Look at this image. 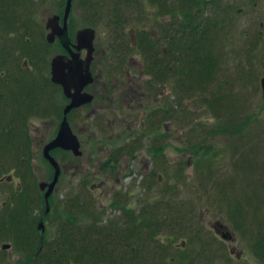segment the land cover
<instances>
[{"label": "trees", "instance_id": "16d2710c", "mask_svg": "<svg viewBox=\"0 0 264 264\" xmlns=\"http://www.w3.org/2000/svg\"><path fill=\"white\" fill-rule=\"evenodd\" d=\"M179 1L181 8L177 10L174 9V4H170V0H156L160 5L162 3L165 9L163 14L157 13L156 15H161L162 18L169 17L166 23L171 29L180 30V40L173 36L167 39L165 44L168 52L161 51L162 58L158 52L159 47L162 48L159 45L160 38L158 36L154 37L150 34L147 42L149 44L139 45L136 49L140 51L139 53L144 54L145 69L147 68L146 72L150 73L149 85L154 86L157 82L163 86L171 87L172 93L177 94L178 98L179 95L180 98L185 96L197 98L196 91H207V85L212 84L214 76L217 75V64L221 63V57L225 55H221L222 50L221 47L218 48L219 43L226 45L222 36H228L232 32V18L235 12L240 11V7L234 0ZM114 2V6L118 8L124 1L115 0ZM168 5L172 7L169 8ZM131 22L140 23L136 20ZM175 47H179L176 52ZM234 53L244 56V62H237L242 73H235L234 76H229L227 79L230 78L242 84L246 90L243 88L244 90L233 93V96L229 98V103L225 101L227 99L223 93L218 94L213 89L208 90L209 96L208 98L205 97L206 104L214 110L213 116L217 124L211 129L213 133L242 134L246 124H250L252 118L257 115L251 110L245 111L246 107L248 108L246 106L243 109L245 117H242L243 113L240 116V110L236 104L241 98L247 99L245 95L250 87L253 90L262 89L260 76L264 75V37L261 31H257V34L253 35L245 46L234 49ZM224 69L226 70L227 66H224ZM176 99V97L170 99L166 96L159 100L163 102V106L159 110L149 113L150 119L166 121L165 118L175 117L178 121L181 113L179 109L175 108L174 101ZM220 109L223 110L222 113ZM260 109L262 110L263 107L261 106ZM188 110L186 108V112ZM163 117L165 118L163 119ZM142 122L141 131L144 137L146 135L152 137V131L156 130L154 135L156 133L157 135L152 137V145H147V151L149 155L152 154V159L159 164L161 162L156 157L165 156L167 149L174 144L170 141L171 135L169 132L162 133V127L156 126L157 124L152 123L148 118L147 121L142 119ZM5 130L6 128L0 136V168L4 165L9 169L14 165L15 157L19 159L20 164L24 159H22L20 150L17 149L18 146H21L16 140L17 137L13 136L15 130L7 128L6 134ZM135 144H128L129 150H134ZM212 145L215 144L203 147L200 141H197L191 144L189 148L187 147L191 150L190 152L194 153L196 168L205 165L213 172L209 160L215 158L218 152L216 146ZM187 148L180 147V150ZM232 150L235 152V147ZM118 152L116 151V153ZM112 161L116 162L108 158L103 161L102 166L109 167L110 171H114L116 164ZM186 166L187 163L182 161L179 165L172 167L177 168L176 171L172 168L163 167L151 169L147 175V179L151 177L149 187L152 188L154 184H160L159 190L163 194L158 201L151 202V205L144 207L139 213L129 208L126 200L117 195L112 197L109 203L114 208L121 207L122 213L107 217L104 208L99 209L98 200L90 191H87L84 198H81L79 194H69L70 206L67 212H61L63 219L57 228V235L50 240L47 237L44 238V249L36 259L35 264L41 261L48 264H73V262L89 264L92 261L96 264H197L198 257L205 256L200 249H194L192 252L188 244L189 241L201 242L202 234H205L208 229L204 223H201V216L198 213L194 215L191 208H189L191 210L189 214L183 213L184 203L181 204L178 199L169 198L177 190V185L170 183L171 178L184 177L183 172ZM164 169L167 170L166 173ZM26 170L19 168L17 171L25 176ZM165 174H167V180L164 183L165 186L162 187V177H165ZM258 179L254 186H249L250 190H245L242 187L245 186L243 180H235L233 186L236 195L229 192H218L217 195L211 196V202L219 211L225 210L224 212L228 215L234 229L241 231L242 235L251 243L256 258L264 264V215L255 216L250 213L253 211H251V207L255 205L254 198L258 197L260 192L264 198V176ZM226 183L228 180L223 184L226 185ZM219 185L221 189L224 188L223 185ZM23 188L22 192L29 195L27 191L29 188L25 185ZM85 190H88V187ZM168 192L172 193L168 194ZM23 200L22 198L18 211L22 215V222H20V229L15 241L21 242V244L27 241L26 245L29 248L26 249L33 251L36 246L31 245V242L36 238L39 241V237L24 225V217L28 219L27 216L30 215L31 211ZM49 200L53 205L54 196L50 197ZM161 202L165 208L162 213L159 212L161 211ZM55 204L57 207L60 206L58 203ZM190 218H192V222ZM194 218L197 219V223H195ZM14 225L15 229L18 230L13 212L8 207L0 210V239L10 237V235L13 237L10 232L13 231ZM167 232L171 244L175 238L186 236L187 233L188 238L184 240L186 247L181 249L175 247L174 250H171L170 243H167V239L163 238ZM9 233L10 235H8ZM201 243L203 246L204 243ZM30 258L31 255L28 256L27 260L29 261ZM206 259L212 258L208 255Z\"/></svg>", "mask_w": 264, "mask_h": 264}, {"label": "rangeland", "instance_id": "374dc122", "mask_svg": "<svg viewBox=\"0 0 264 264\" xmlns=\"http://www.w3.org/2000/svg\"><path fill=\"white\" fill-rule=\"evenodd\" d=\"M138 1L129 0L128 3H126L128 6L126 5L125 8H127L128 13H122V7L116 8L113 4L108 5V8H102V3L100 2L99 10L101 14L105 13V19L103 22H105L108 18L112 20L115 16H117L115 21H118L119 18L122 20L123 18L119 16L124 17L128 15L130 16L128 18L139 21V24L142 25L146 23H148V25L149 23H153L152 19L147 22L143 21L145 18L142 16V8H137L139 4ZM234 1L239 5L240 11L235 12L234 17L232 18V32L228 36H222L226 45H224V43H219L218 48L221 47V55H225L221 57V63L217 64V75L214 76L213 83L207 85L208 90L213 89L218 94L223 93L227 99L225 100L227 103H229V98L233 96V93L239 92L243 88L246 90V87H243L242 84H239L230 78L229 80L227 79L229 76H234L235 73H242L238 63L242 61L244 62L245 59L243 55H235L234 49L245 46L246 43L250 41V38L257 34V31H261L264 37V0ZM89 2L95 5L96 3L98 4L99 0H89ZM85 5L86 3L81 6ZM112 5L113 8L111 9ZM148 7L150 8L149 2ZM83 9L85 10L86 8L84 7ZM99 10L97 9V11ZM97 11L93 13L95 14ZM155 17L158 19L162 18L161 15H156ZM157 21L158 20H156V22ZM125 25L136 26V24L131 21L126 22ZM104 35L105 34L103 32L102 36ZM223 45L224 47L222 49ZM224 66H227L226 70L224 69ZM128 67L131 69L130 75L132 79L130 81H127L128 78L124 77V73H121L118 77L123 78L120 79L121 81L119 80L117 86H114L113 84L110 85L112 75H108V77L104 75L102 77V81L105 80L109 83L106 88L105 85L100 87L101 93L105 94V90H110L112 93L109 92L110 94L107 93L106 96L102 97L103 102H101L100 109L97 110V115H95V117L92 116L88 119L84 118L82 122L85 124L87 123V126L80 127V125H76L74 127L83 142L81 148L84 156L81 157V162H83L84 167L82 168L84 171L81 173L80 177L77 178V173H74L73 169H66L67 174H65L62 180L59 178V186L53 193L55 202L51 206H53L55 210L58 209L59 211L67 212V209L70 206L69 194H79L81 198H84L87 195V190L85 189L88 187V189H94V191L89 189L93 195L96 191V195L99 200V209L101 210L102 208L100 207L105 204H110L109 202L111 201V197L114 198L117 194L115 192L116 188L120 187L123 192L131 191L134 193L137 198L135 204L138 209L140 207L139 204L141 203L138 198H146V201L151 200L152 203H155L160 199V197H162L163 194V192L159 190L160 184H154L152 188L149 187L150 183L147 179V175L150 173L151 169L153 170L162 167L170 169L173 166L179 165L180 162L185 161L187 166L184 167V177L171 178L170 183L173 185L176 184L177 190L174 191V193L168 192V194L172 193L169 198L178 199L181 204L184 203L185 206L183 213L189 214L191 211L189 208L192 210L195 209L193 214L195 215L198 213V215L201 216L200 221L201 223H204L209 232L207 236L214 233H221L214 230L216 225L219 226V224H222V226L224 225L223 229L228 227L231 228L232 234L234 235V239H230L229 243L225 241V243L228 244V247H231L230 250L227 248L220 249L218 252L221 253L217 254L207 251L208 254L210 253L209 256L212 259L207 260L206 257H208V255H205V257H198V263H196L263 264L258 258H256V255L252 250L251 243L248 242L247 238L242 235L241 231L234 229L228 215L224 212L225 210L222 209L223 212L219 211L214 206L213 202H211V196H215V194L217 195L218 192L223 191L236 195V191H234L235 189L233 186L235 180H243L245 186L242 187H244L245 190H250L249 186H254L258 182V178L264 176V99L262 89L257 88L253 90V88L250 87V90L245 95L247 99L241 98L236 104L240 110V116L246 106H248V108L246 107L245 111L249 112V110H251L257 114L252 118L253 120L250 124H246L242 134L232 135L222 132L213 133L211 132V129L216 127L217 124L216 119L213 116L214 110L206 104L207 100L205 97L207 96L208 98L209 96L208 90L199 92L196 91L195 95L197 98L187 96L180 98V95L178 98L177 94L172 93L173 89L167 85L163 86L157 82H155L154 86L149 85L148 79H150V73L146 72L147 68L145 69V62L142 64V74L136 66L128 64ZM122 81L128 82L130 90L126 91L123 89L128 88V85L122 84ZM134 82H139L140 84L142 82V89H139L138 91L134 88L131 89V84H134ZM166 96L170 99H173V97L177 98L174 101L176 105L175 108L179 109L181 116L178 121L175 117H169L168 119L163 117V119H166V127L164 126L162 133H166L169 130L168 132L171 135L170 141L174 144L167 149L165 156L159 155L156 157L161 163H156V160L152 159V154L149 155L145 147H138V149L133 152L135 157L129 156L126 153L125 155H121L118 162L112 161V163L116 164L114 171H110L109 167H98V164L101 161L103 162L109 158L106 154L107 150L112 149L108 155L113 153L112 151H119L118 153H123V149L120 145L129 149L128 144L137 142L136 139L138 138L136 134L130 132V130H134L135 132L141 130V123H143L141 119L142 115L159 110L163 106V102L159 100L164 99ZM134 97L136 98L135 103L132 104L134 101L132 99ZM261 106L263 107L262 110L260 109ZM91 108L92 107L89 106L86 110L88 111V109ZM186 108L187 110L189 109L187 112ZM222 111L223 110L220 109L221 113ZM242 117H245L244 113ZM74 118L75 117L73 116V119ZM102 119H104V121ZM26 128V126L22 127V131ZM154 131L156 130L152 131L153 136L157 135V133L154 135ZM140 137L142 140L144 139L143 141L145 145H152V137L149 135L144 137L143 134L140 135ZM197 141H200V144L203 147L215 144L212 146H216L218 155L209 160L211 161L209 164H212L211 169H213V172H211L208 167H205V165H202L200 168H196L194 153L190 152L191 150L188 148L191 144ZM20 145L21 147L18 146L17 149L21 152L23 150L22 147L24 146V143H20ZM180 147L188 148L186 150H180ZM233 147H235V152L232 150ZM93 151L98 155L96 159L92 157ZM56 159L59 161L58 158ZM23 162L28 163L29 167H27V169L29 171L34 170V166H32L33 161L26 159L23 160ZM36 163L39 165L41 163L40 169H36L38 172L37 178L46 179V165L43 164V168L41 167L43 162L40 157L37 158ZM19 165H21L20 162H18V166ZM2 167L3 171H0L2 172L0 173L1 176H6L9 171H11V173L13 172L11 168L8 169L7 166L4 167L3 165ZM47 168L51 170V173L53 172L52 165L48 164ZM166 169H164L165 173L167 171ZM172 169L176 171L177 168ZM15 174L17 173H14L13 175ZM203 174L205 177H202L204 176ZM83 179H87L88 183L86 184ZM162 179L163 181L161 182V186L163 187L165 186L164 183L167 180V174H165V177H162ZM227 180L228 183L224 185L223 183ZM142 181L147 182L146 184L150 188L149 193L147 194H143L142 192ZM157 183L159 182L157 181ZM7 184L8 182L4 181L0 184V202L5 198L4 188L7 187ZM219 184L223 185L224 188L221 189ZM11 185H14V181ZM28 192L35 193L36 197H39L38 190H28ZM253 202L255 205L251 207V211H253L250 213L255 216H263L264 198H262V192L259 193L258 197L254 198ZM55 203H58L60 206L57 207ZM109 207L110 205L107 207L108 209H104L105 216L111 217L112 215L119 213L118 210L114 211V207ZM162 210L165 211V208L161 202V211L159 212H164ZM139 211L140 210H136L137 213H139ZM36 212H38V210H36ZM45 218L49 225L47 230L50 240L52 237L57 235L58 227L53 224V222L56 223L57 221L55 222V218H50V215L48 216V214ZM190 220L192 222V218H190ZM194 220L195 223L198 222L197 219L194 218ZM8 235H10V233ZM203 235H206L202 234L201 237V242L204 243L207 237H204ZM163 238L167 239V243H170L168 232ZM187 238V233L186 236L175 238L174 242L172 244L170 243L171 250H174L175 247L179 249L184 248L186 243L184 240H187ZM4 242L11 244L10 247L5 250L2 248V244ZM26 242L27 241L23 244H21V242H16L15 238L11 237V235L10 237L0 239V264H8L10 260L16 262L18 256L22 257V262H20V264H26V260L23 259V256L31 255V253L27 251L30 249H26L29 248L26 245ZM201 242L198 241L193 244L194 242L189 241V248H201ZM40 244L41 242L40 240L38 241L37 238L31 242V245L36 246V248L38 247L37 250L39 249ZM43 246L44 242L42 247ZM41 250L42 249H40V251ZM1 253L5 254L6 259L1 258ZM3 260L7 261L3 262ZM73 264L76 263L73 262ZM89 264L96 263L92 261Z\"/></svg>", "mask_w": 264, "mask_h": 264}, {"label": "flooded vegetation", "instance_id": "af4514ba", "mask_svg": "<svg viewBox=\"0 0 264 264\" xmlns=\"http://www.w3.org/2000/svg\"><path fill=\"white\" fill-rule=\"evenodd\" d=\"M86 1L73 0L66 15L67 0H0V136L4 128H6L5 134L8 132L7 128H13L15 130L13 136L17 137L16 140L19 145L24 143L23 150L20 152L22 159L33 161L32 166H34L33 171L27 169L29 167L27 162H21V165L18 166L19 159L15 157L14 165L11 167L13 172H7L6 176L0 175V184L2 181L9 184L4 188L7 193H5V199L1 201L2 203L6 198L20 197L19 193H10L12 190L9 187L14 186L17 191H23L24 185L29 190H38V196L41 198L42 195L45 200L44 196L48 185L42 189L41 184H48V181L53 178L54 166L49 159H46L44 147L48 141L56 136L58 127H60L65 115V106L71 101V98L63 90L64 86L52 79L55 57L60 55L63 57L66 64V75L71 73L69 64L72 57H77V61L82 64L84 72L86 69L89 71L81 91L91 93L93 100L77 107L74 106L66 116L71 125L79 126L81 123L78 119H86V115L95 117L101 102H103L102 97L106 96L107 93H112L110 90H105V94L100 91L102 85H105L106 88L109 83L105 80L102 81L104 75L107 77L112 75L110 85L117 86L119 80L123 78L118 77L121 73H124V77L128 78L127 81L132 79L131 69L127 64L136 66L142 74L144 54L139 53L140 51L136 47L145 43L149 44L147 42L150 34L160 38L159 45L162 48L159 47L158 52L161 58L163 57L161 51L168 52L165 44L167 39L173 36L180 40V30L171 29L166 23L169 17L168 19L155 17L157 13L163 14L165 10L162 3L160 5L156 0H137L139 3L137 8H142V16L145 18L143 21L147 22L152 19L153 23H149V25L148 23L136 24V26L125 25L126 22L133 20L128 18L130 17L128 15L119 16L123 18L122 20L119 18L118 21H115L117 18L113 16L112 20L108 18L103 22L105 13L101 14L99 3H102V8H108V5L115 4V0H99L98 4L95 5L91 4L89 0ZM122 1H124L120 6L122 13H128L125 6H128L126 3L129 0ZM85 3V6H81ZM170 4L175 5L174 9L179 10L181 8L179 0H170ZM95 11L97 12L94 14ZM85 27H92L95 33L92 49L86 45L87 40L80 42L78 39L79 30ZM103 32L104 36H102ZM64 34L68 36L66 41L62 39ZM174 50L176 52L179 47H175ZM87 80L89 81L87 82ZM127 81H122V84L128 85V88H123L126 91L130 90ZM139 84V82H134L131 84V89L134 88L136 91L142 89V82ZM72 87V91H74L75 87ZM89 106L92 108L87 111L85 108ZM102 120L104 121V119ZM24 126L27 128L22 131ZM61 150L59 146H56V148L51 149V153L59 159L61 175L63 174L64 177L67 174V167L58 157ZM64 150L67 151V148ZM69 153L72 151L70 150ZM39 157L43 162L41 167L43 168V164L46 165V179L37 178L36 169H40L41 165V163L40 165L36 163ZM45 159L48 161L46 162ZM48 164L52 165V173L47 168ZM19 168L27 169L25 176L18 173ZM0 171H3V167L0 168ZM14 173L17 174L13 175ZM63 177L60 179L62 180ZM60 179L57 180L55 190L59 186ZM13 181L14 185H11ZM28 194L36 197L35 193L28 192ZM3 209L0 207V210ZM47 214L43 210H38V212H34L32 219L40 215L47 222L45 218ZM27 217L29 220L30 217ZM20 221L21 215L16 217L18 230L15 229L14 225L13 231L10 232L14 238L18 235ZM39 240L41 241V237ZM37 248L33 251L27 250L31 253L30 261L38 251ZM3 250L5 249L3 248ZM1 254V258L6 259L5 254ZM23 259L27 261L28 256H23ZM5 261L7 260H3V262ZM20 262H22V257L18 256L16 262L10 260L8 264H20ZM37 264L48 263L41 261Z\"/></svg>", "mask_w": 264, "mask_h": 264}, {"label": "bare ground", "instance_id": "6f19581e", "mask_svg": "<svg viewBox=\"0 0 264 264\" xmlns=\"http://www.w3.org/2000/svg\"><path fill=\"white\" fill-rule=\"evenodd\" d=\"M168 17V16H167ZM63 38H64V41H65V37L63 36ZM74 57H72V60H71V62H73L74 61ZM264 75H262V76H260L261 77V79H260V84H262V77H263ZM73 89V87L71 88V90ZM63 90H64V87H63ZM75 91V90H74ZM73 91V92H74ZM64 92H65V90H64ZM66 93V92H65ZM67 94V93H66ZM69 97L71 96V95H68ZM71 99H72V97H70ZM135 99L136 98H133L132 100H134L133 101V103L132 104H134L135 103ZM84 103V102H83ZM83 103H81V104H83ZM80 104V105H81ZM85 104V103H84ZM86 108H88V107H86ZM85 108V109H86ZM85 113V112H84ZM86 117V119H88V118H91L90 116H88V115H86L85 116ZM64 118V117H63ZM147 118L149 119V121H152V123H155V124H157L156 126H161L162 128V131L164 130L163 128H164V126L166 127V121H159V120H156V119H154V118H152V119H150V117H149V113H146V114H143L142 115V118L141 119H143L144 121L146 120L147 121ZM63 120V119H62ZM84 119H78V121L81 123L80 124V127H82V126H87L88 124L86 123H83L82 121H83ZM63 122V121H62ZM61 122V123H62ZM68 125H69V127H70V129H71V131H72V133L75 135V137L77 138V141L80 143V144H83V142H82V139H81V137H79L80 135L76 132V130H75V126L74 125H71L70 123H68ZM79 125V124H78ZM169 131V130H168ZM167 131V132H168ZM58 132L59 131H57V134L56 135H58ZM130 132H132V133H134V134H136V136H137V142H136V144H135V148H134V150H129V149H127L126 147H124L123 145H120V147L123 149V153H116L115 151H112L113 153H111L110 155H108L110 152H111V150L112 149H109V150H107L106 151V154H107V156H109V158H111V159H113V160H115L116 162H118V160H119V158L121 157V155L123 154V155H125L126 153L129 155V156H133V157H135V155H134V151H136L137 149H138V147H145L146 149H147V145H145V143H144V139L142 140V138L140 137V135H142V131L141 130H138V132L136 131H134V130H130ZM52 140H50V141H48L46 144H45V147L44 148H46V145L47 144H49V142H51ZM59 146V148L60 149H62L61 151H60V158H61V160H62V162L65 164V166L67 167V168H70V169H73L74 170V173H77V178L78 177H80V175H81V173L84 171L83 170V168L82 167H84V165H83V162H81L82 160H81V157H83L84 156V153H83V150H82V148H81V145H79V149L80 150H82V153H80V154H78L77 156H76V154L72 151V153H69L70 152V149H67V151H65L64 149H65V147H63V146H61V145H58ZM93 153V158L94 159H96L97 158V154H96V152H92ZM99 158V157H98ZM47 159V158H46ZM45 159V160H46ZM100 159V158H99ZM48 161V160H47ZM102 164H103V162L101 161L99 164H98V167H100V168H102ZM83 176V175H82ZM84 180V179H83ZM148 180H151V177H148ZM84 182L87 184L88 183V181H87V179H85L84 180ZM143 182V181H142ZM147 182H143V184L141 185V187H142V192H143V194H147V193H149V187L147 186V184H146ZM148 187V188H147ZM9 188H11V190L12 191H10V193H19L20 194V197L19 198H6V200L2 203V202H0V207H2V208H5V207H8V209L9 210H11L12 212H13V214H14V216L15 217H17V216H19V215H21L18 211H19V208H20V206H21V202H22V198L24 199L23 200V202H24V204H25V202H26V205H27V207H28V209L31 211L30 212V219L28 220L27 218H25L24 217V220H25V223H24V225L26 226V227H28L29 229H31L32 230V232L35 234V235H37L38 237H42L43 239L44 238H46L47 237V239H49V233H48V230H47V227H49V225H48V222H45V220L40 216V215H37L36 217H35V219H32V216H33V214H34V212L36 211V210H43V211H45V213L47 212L49 215H50V218H55V222L56 223H54L53 222V224L55 225V226H59V223L62 221V219H63V215L61 214V212L62 211H59L58 209H54V207L53 206H51V205H48L47 204V202L45 201V200H43L42 198H40V197H32V196H29V195H27V194H25L24 192H22V191H17L16 190V188L14 187V186H12V187H9ZM143 188H147V189H143ZM90 190H93L94 191V189H90ZM4 191H7V190H4ZM88 192H89V189L87 190ZM115 192L117 193L115 196H117V195H119V197L121 196V197H123L124 198V200H126V202H127V205H128V207L129 208H132L133 209V211H136V210H142L144 207L146 208V206H148L149 204L151 205V200L150 201H146V198H138L139 199V201L141 202L139 205H140V207L137 209L136 208V204H135V201H137V198H136V196L134 195V193L133 192H131V191H122L121 190V188L119 187V188H116V190H115ZM5 193H7V192H5ZM94 195L96 196V198H97V195H96V191L94 192ZM112 198V197H111ZM5 199V198H4ZM97 200H98V198H97ZM99 201V200H98ZM110 205V207L112 206L111 204H105V205H103L101 208H104V209H108L107 207ZM109 207V208H110ZM113 207V206H112ZM4 210V209H3ZM116 210H118L119 211V213H122V208L120 207V208H115V210L114 211H116ZM108 212H109V210H108ZM193 213H194V210H193ZM20 222H22V215H21V221ZM40 222H42V223H40ZM42 226L43 228H40L39 226ZM233 226V225H232ZM219 227V228H218ZM223 227H224V225L222 226V224H219V226H217L216 225V227L214 228V230L216 231V232H221V233H214V234H212V235H209V236H207V234L209 233L208 231H206L205 232V235L206 236H204V237H207V239L204 241V244H203V246L201 245V248H195V250L197 249H200V251H201V253H203V255L205 256V255H210V253L208 254V252L207 251H209V252H212V253H214V254H217V253H221V252H218V251H220V249H229L230 250V248L231 247H228V244L227 243H229L230 242V239L231 240H233L234 239V235L232 234V229L231 228H225V229H223ZM234 227V226H233ZM53 238V237H52ZM51 238V239H52ZM225 241H227V243H225ZM198 241H196V242H194L193 244H195V243H197ZM188 246L190 247V245L188 244ZM186 247V246H185ZM191 250L193 251L194 249H192V247H191ZM195 252H197V251H195ZM38 255V254H37ZM36 255V256H37ZM222 255V254H221ZM36 256L34 255V257L32 258V261H30V259H29V261L27 260L26 261V264L28 263V264H35V258H36ZM38 258V257H37ZM35 260V261H34ZM34 262V263H33ZM84 264V263H83Z\"/></svg>", "mask_w": 264, "mask_h": 264}, {"label": "water", "instance_id": "95a60500", "mask_svg": "<svg viewBox=\"0 0 264 264\" xmlns=\"http://www.w3.org/2000/svg\"><path fill=\"white\" fill-rule=\"evenodd\" d=\"M72 0H68L67 1V5H66V15L68 14L70 8H71V4ZM66 33V32H65ZM94 30L92 27H85L79 30V34H78V39L80 42H82V40H87L88 43L86 44L87 46L90 47V49H92V41L94 38ZM65 37V41L68 40V36L67 34H64ZM62 39L64 40V38L62 37ZM90 59V58H89ZM88 59V60H89ZM77 57L74 59L73 62H71L69 64V68H70V75H66L65 74V68H66V64L63 60V57L57 56L54 58L53 61V77L52 79L55 82H59L64 86V90L67 93V95H71L70 97H72L71 101L69 104H67L65 106V115L63 118V122L60 124L59 128V132L58 135H56L51 142H49V144L46 145V148H44V155L47 159L50 160V162L53 164L54 166V177L51 181H48L47 183H42L41 184V188H45L46 185H48V188L45 191V198H46V202L48 205H50L49 203V196L52 193V191L55 188V185L57 183V178H59L60 172H61V166L59 161L55 158L54 155H52L50 153V150L58 145H61L63 147H65V149H70L72 150L76 156L80 153H82V150L79 149V145L80 143L77 141V138L75 137V135L72 133L69 125H68V119H67V113L69 112L70 109H72L74 106L77 107L79 106L81 103H86V102H90L93 100V95L91 93L88 92H82V88L85 85V77L88 76L87 74L89 73L88 69H86V71H83V67L82 64L80 62L77 61ZM80 63V64H79ZM76 73V74H74ZM89 80H87L88 82ZM72 86L75 87V91L73 92L71 90ZM262 95H263V99H264V76L262 77ZM42 223V222H40ZM40 228H43L41 225L39 226ZM44 229V228H43ZM41 246L38 249V251L36 252L35 256L40 252V249H42V245H43V238L41 237ZM10 243L4 242L2 244V248L6 249L8 247H10ZM240 255V254H239Z\"/></svg>", "mask_w": 264, "mask_h": 264}]
</instances>
